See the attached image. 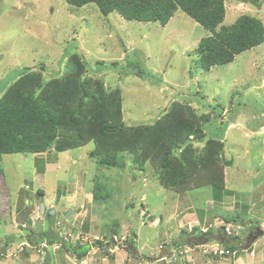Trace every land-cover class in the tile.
<instances>
[{
  "label": "rangeland",
  "instance_id": "374dc122",
  "mask_svg": "<svg viewBox=\"0 0 264 264\" xmlns=\"http://www.w3.org/2000/svg\"><path fill=\"white\" fill-rule=\"evenodd\" d=\"M224 3L222 25L249 14L264 27V0ZM206 34L180 9L161 25L117 12L104 16L94 3L0 0V94L25 67L43 81L62 76L75 54L86 64L82 78L96 79L107 92L120 90L127 126L153 124L176 101L206 114L204 132L223 142L218 161L233 190L218 202L209 185L176 192L158 182L149 161L141 171L124 154L121 166H100L89 155L92 142L61 152L52 146L39 154H1L0 264H264V235L246 239L255 227L264 229V41L203 70L194 50ZM193 144L200 149L203 142ZM230 216L235 221H226ZM25 227L33 231L26 234ZM195 227L209 233L205 243L193 242L203 235ZM48 228L51 236L90 247L76 258L61 243L30 244ZM225 234L238 236V247L218 256L211 248L225 249ZM185 236L192 244L181 243ZM130 240L139 255L130 252Z\"/></svg>",
  "mask_w": 264,
  "mask_h": 264
},
{
  "label": "trees",
  "instance_id": "16d2710c",
  "mask_svg": "<svg viewBox=\"0 0 264 264\" xmlns=\"http://www.w3.org/2000/svg\"><path fill=\"white\" fill-rule=\"evenodd\" d=\"M259 6L261 0H239ZM72 7L94 3L104 16L117 12L127 20L157 22L165 25L177 9L182 10L207 30L198 40L194 53L200 67L209 70L215 65L233 61L234 57L264 41V27L252 15L242 14L231 24L222 25L225 0H66ZM68 72L43 81L42 75L25 67L19 77L0 94L1 154H35L61 152L92 142L89 155L105 167L121 166L124 154L139 170L149 161L155 165V176L165 188L176 192L211 186L213 201L233 190L226 187L219 157L223 142L208 137L203 124L206 114H198L189 105L173 102L151 125L127 126L122 114V95L118 88L107 92L91 78H82L86 64L73 54L66 61ZM193 142H203L197 149ZM225 165H231L224 160ZM202 174V175H201ZM204 180V181H202ZM38 193L42 191L38 188ZM95 184L94 198H100ZM49 215V212H47ZM226 221L234 220L225 217ZM27 233L33 231L28 227ZM30 229V230H29ZM195 231L198 229L195 227ZM209 239L208 232H197ZM48 228L30 244L61 243L76 258L83 257L90 247L71 244ZM38 236V235H37ZM220 242L235 251L238 236H227ZM111 238V236H110ZM187 236L182 244H192ZM128 243H133L130 240ZM109 244L115 245L111 238ZM95 245H103L100 240Z\"/></svg>",
  "mask_w": 264,
  "mask_h": 264
},
{
  "label": "water",
  "instance_id": "95a60500",
  "mask_svg": "<svg viewBox=\"0 0 264 264\" xmlns=\"http://www.w3.org/2000/svg\"><path fill=\"white\" fill-rule=\"evenodd\" d=\"M52 212H53V209H50L49 213L52 214ZM28 223L29 224L31 223V219H28ZM262 235H264V229L259 227V226H257V227H255L254 230L249 232V234L247 235V240L248 241H250V240L254 241L257 237L262 236ZM193 242L196 243V244H203V243L206 242V238L203 235H201L197 239L193 238ZM129 249L134 254H137V255L139 254L138 250H136L135 247H133L132 245H129ZM162 257H164V255L160 254L158 256V259L162 258ZM49 259H50L49 253H48V251H45L44 262H48Z\"/></svg>",
  "mask_w": 264,
  "mask_h": 264
},
{
  "label": "built area",
  "instance_id": "2783aa9c",
  "mask_svg": "<svg viewBox=\"0 0 264 264\" xmlns=\"http://www.w3.org/2000/svg\"><path fill=\"white\" fill-rule=\"evenodd\" d=\"M114 239H116V238H114ZM211 250H212V252L218 254V256L219 255H222V254H228V253H230V250H228V249H219V247H218L217 244H215L214 247L211 248Z\"/></svg>",
  "mask_w": 264,
  "mask_h": 264
},
{
  "label": "flooded vegetation",
  "instance_id": "af4514ba",
  "mask_svg": "<svg viewBox=\"0 0 264 264\" xmlns=\"http://www.w3.org/2000/svg\"><path fill=\"white\" fill-rule=\"evenodd\" d=\"M51 217V216H50ZM51 222H53L52 220H51ZM252 231V230H251ZM246 239H247V237H246ZM129 245H132V243H129L128 244V248H129ZM134 247V246H133ZM130 250V249H129ZM130 252L132 253V251L130 250ZM139 255V254H138Z\"/></svg>",
  "mask_w": 264,
  "mask_h": 264
},
{
  "label": "clouds",
  "instance_id": "9594fccd",
  "mask_svg": "<svg viewBox=\"0 0 264 264\" xmlns=\"http://www.w3.org/2000/svg\"><path fill=\"white\" fill-rule=\"evenodd\" d=\"M113 240H115V239H113Z\"/></svg>",
  "mask_w": 264,
  "mask_h": 264
}]
</instances>
